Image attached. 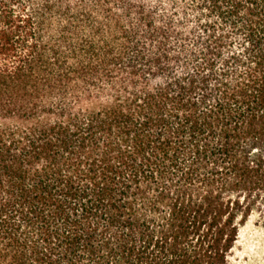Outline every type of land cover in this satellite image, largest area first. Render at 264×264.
<instances>
[{
    "label": "trees",
    "instance_id": "16d2710c",
    "mask_svg": "<svg viewBox=\"0 0 264 264\" xmlns=\"http://www.w3.org/2000/svg\"><path fill=\"white\" fill-rule=\"evenodd\" d=\"M264 209V0H0V264H230Z\"/></svg>",
    "mask_w": 264,
    "mask_h": 264
},
{
    "label": "rangeland",
    "instance_id": "374dc122",
    "mask_svg": "<svg viewBox=\"0 0 264 264\" xmlns=\"http://www.w3.org/2000/svg\"><path fill=\"white\" fill-rule=\"evenodd\" d=\"M230 264H264V209L241 227Z\"/></svg>",
    "mask_w": 264,
    "mask_h": 264
}]
</instances>
